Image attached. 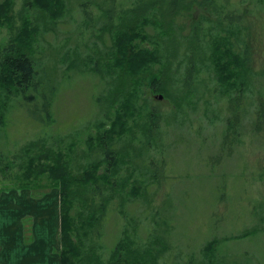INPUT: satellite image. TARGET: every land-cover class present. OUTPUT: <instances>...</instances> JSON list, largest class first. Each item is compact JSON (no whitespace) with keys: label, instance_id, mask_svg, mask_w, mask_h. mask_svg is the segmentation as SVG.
<instances>
[{"label":"rangeland","instance_id":"obj_1","mask_svg":"<svg viewBox=\"0 0 264 264\" xmlns=\"http://www.w3.org/2000/svg\"><path fill=\"white\" fill-rule=\"evenodd\" d=\"M10 1V18L0 24V168L10 165L0 172V194L25 191L42 203L57 201L60 215L58 189L18 186L29 143L38 144L32 154L43 145L64 153L75 174L99 164L100 175H111L105 155L110 146L119 170L99 179L101 191L86 189L75 207L76 217L87 218L108 203L99 236L104 256L131 220L139 222L140 242L159 255L151 264H264V142L252 130L256 103L245 102L247 89L227 91L208 60L188 54L196 33L218 29L217 8L207 0H48V6L58 2L55 11L41 0ZM233 7L241 10L234 0ZM136 15L148 20L143 27L148 38L140 47L159 51V61L137 74L131 62L125 68L117 64L118 35ZM26 22L33 38L25 44L19 35ZM243 30L233 42L239 52L241 43H248L245 57L256 69L263 60L258 48L264 18L247 16ZM18 49L38 70L35 98L4 82L6 59ZM238 58L239 70L244 58ZM193 63L203 66L199 79L196 68L197 75L189 70ZM153 73L161 84H152ZM262 82L257 77L248 94ZM231 91L245 96V114L235 143L230 138L222 147ZM54 92L49 122L47 100ZM129 101L133 106L123 107ZM118 113H124L122 129L115 124ZM114 124L120 130L111 135ZM84 200L87 206L81 207ZM32 220H26L27 230ZM99 226L91 229L95 242ZM59 233L60 227L52 253L60 260ZM211 241L217 242L211 246Z\"/></svg>","mask_w":264,"mask_h":264},{"label":"trees","instance_id":"obj_2","mask_svg":"<svg viewBox=\"0 0 264 264\" xmlns=\"http://www.w3.org/2000/svg\"><path fill=\"white\" fill-rule=\"evenodd\" d=\"M35 3L38 0L34 1ZM208 3L215 6L219 11V26L215 32L199 34L196 33L194 38L190 39L192 43L189 58L192 59L193 55L198 59H206L214 66L219 74L220 80L223 84L227 86L226 90L234 88H240V90L247 89L244 93L249 99H246V103H251L255 101L256 111L254 113V127L253 132L263 140L264 142V31L259 37L261 39V45L258 48L260 56L263 57L259 67L253 68L250 63L249 54L250 48L248 43H241V50L238 51L236 43L233 42V38H239V33L245 35L244 21H246L247 16L258 17L262 16L264 18V0H241V2L234 0L235 3L241 4V10L233 7L229 8V3L233 0H207ZM46 8H55L58 5L57 1H52L51 5L48 6L50 2L48 0H41ZM13 1L6 0L4 2L0 1V24L9 20L10 11ZM172 6V4H171ZM148 23V20H141L139 16L136 15L131 24L128 25L124 30H122L121 35H118L119 45L121 46L119 50V59L117 61L118 66L125 68L126 63L131 62L138 71L144 72L150 70L151 66L159 61V51L157 49H152L150 46L140 47V42L146 40L148 37L144 35L143 27ZM29 23L26 22L22 32L19 35V40L22 43H28V41L33 38L32 30L29 29ZM252 32V31H251ZM242 35L243 40H249L246 36ZM210 36V39L208 40ZM244 37L246 39H244ZM252 35L250 36L251 39ZM208 40L207 46H203ZM201 43L200 47L198 44ZM195 44V45H193ZM206 50V51H205ZM257 50V49H256ZM198 51V52H197ZM203 52L204 56L200 55ZM18 53L15 54V53ZM189 52V51H188ZM14 56L6 59V76L4 77V82L16 84L19 95L24 93L25 95L31 94L35 98L34 92H37L36 79L38 78V70L34 61L24 53L23 50L18 49L14 52ZM204 57V58H203ZM244 58L242 69L238 70L239 58ZM10 59V60H8ZM199 61V60H197ZM202 61V60H201ZM191 62H193L191 60ZM8 64V65H7ZM203 67V66H201ZM200 66L190 65L189 70L193 71L196 68V73H199L198 79L200 78L199 70L202 71ZM237 68V70H235ZM144 70V71H143ZM193 71V74H196ZM236 73L239 74L236 78ZM197 75V74H196ZM157 73H153L151 76L152 84L159 85L160 81H157ZM236 78L233 80V78ZM257 77H262L263 82L258 91L251 92L248 94L249 84L253 85ZM233 80V82H231ZM220 85V83H219ZM209 90L213 89L208 87ZM223 90V89H222ZM232 92V91H231ZM230 97L228 99V107L226 108L227 113L230 117H226L225 135L221 142L222 147L229 145V139L233 138V144L235 143V138H238V124L241 121L243 113L245 114L243 98L245 96L238 94L234 95L233 92L229 93ZM56 92H54L49 100H47L48 110H47V120H52V109L54 110V102L56 100ZM137 99V98H136ZM242 100V101H241ZM129 101L128 104L123 105V107L133 106ZM247 105V104H246ZM245 105V106H246ZM243 109V110H242ZM124 113H118L117 120L115 124L120 128V123L125 124ZM126 115V114H125ZM50 122V121H49ZM237 123V126L235 125ZM114 124L111 127V131L107 132L114 135L120 129ZM227 128V129H226ZM108 131V130H107ZM38 144L35 142H30L27 148V159L21 168L23 172L19 175L18 185L20 189H33L36 187H48L58 189L60 198V248L58 252L60 254L59 264H151L155 263L159 255L157 253L152 254V248L150 246H144L139 240V222L131 223L129 221L125 229H121L120 238L115 242L116 247L112 248L108 256H104V244L100 243V237L102 235V227L105 219V215L109 206L108 203H102L100 210L103 213L102 217L99 218L101 212L94 210L91 215L87 218L79 215H75V207L79 200H83V192L95 186L96 190L101 191V188L97 185L101 177L110 179L119 170L116 163V156L113 155L111 147L105 148L106 158L109 160L107 170L111 172L110 174H98L97 166L91 165V167L85 169L79 174L73 173L69 163L67 162L66 155L62 152L56 153L52 148L43 145L41 152L39 154L30 153L34 146ZM112 154V155H111ZM2 163V158L0 157V165ZM10 165L4 169L0 168V172L8 170ZM37 181H43L38 183ZM57 202V201H56ZM88 201L84 200L80 204L81 207L87 206ZM124 203V202H123ZM86 204V205H85ZM125 205V203H124ZM92 208V207H91ZM99 210V211H100ZM114 211V209H112ZM82 217V218H81ZM100 225L97 229L96 234L97 240L91 239L92 228ZM89 227V228H88ZM89 229V231L86 230ZM122 233H124L122 235ZM253 230L247 232V235H251ZM28 234V230H27ZM27 237H29L27 235ZM31 241L32 238L29 237L27 241ZM217 241H211L209 244L213 246ZM210 246V247H211Z\"/></svg>","mask_w":264,"mask_h":264},{"label":"crops","instance_id":"obj_3","mask_svg":"<svg viewBox=\"0 0 264 264\" xmlns=\"http://www.w3.org/2000/svg\"><path fill=\"white\" fill-rule=\"evenodd\" d=\"M46 201L25 191L0 194V264H59L52 253L60 227L57 202ZM31 218L28 234L34 244L27 241L26 220Z\"/></svg>","mask_w":264,"mask_h":264}]
</instances>
